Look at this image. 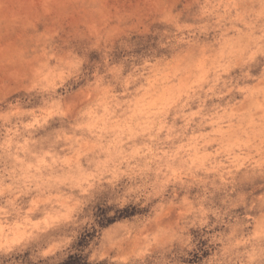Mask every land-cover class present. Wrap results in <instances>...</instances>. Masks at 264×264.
<instances>
[{
	"label": "clouds",
	"instance_id": "1",
	"mask_svg": "<svg viewBox=\"0 0 264 264\" xmlns=\"http://www.w3.org/2000/svg\"><path fill=\"white\" fill-rule=\"evenodd\" d=\"M0 264H264V0H0Z\"/></svg>",
	"mask_w": 264,
	"mask_h": 264
}]
</instances>
